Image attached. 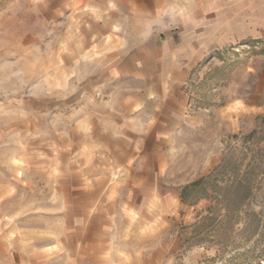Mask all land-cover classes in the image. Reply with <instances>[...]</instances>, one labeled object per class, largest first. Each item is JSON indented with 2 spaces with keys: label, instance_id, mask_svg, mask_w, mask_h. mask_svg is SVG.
Here are the masks:
<instances>
[{
  "label": "crops",
  "instance_id": "0c3cea01",
  "mask_svg": "<svg viewBox=\"0 0 264 264\" xmlns=\"http://www.w3.org/2000/svg\"><path fill=\"white\" fill-rule=\"evenodd\" d=\"M10 1L1 24L16 54L0 79L25 83L26 130L36 115L63 123L57 198L42 221L0 235V264H180V194L195 179L176 169L195 125L185 38L210 0ZM40 33L50 57L20 63L17 35L35 48Z\"/></svg>",
  "mask_w": 264,
  "mask_h": 264
},
{
  "label": "rangeland",
  "instance_id": "374dc122",
  "mask_svg": "<svg viewBox=\"0 0 264 264\" xmlns=\"http://www.w3.org/2000/svg\"><path fill=\"white\" fill-rule=\"evenodd\" d=\"M207 4L205 24L185 38L196 47L185 88L195 125L180 140L182 148V143L187 146L176 169L194 174L197 183L185 186L180 194L179 262L264 264V0ZM10 10L11 1L0 0L3 63L16 54L11 49L14 37L4 33L1 24L3 13L9 16ZM17 36L24 46L17 51L20 63L50 57L48 34L35 35L40 42L35 48L26 44L31 35ZM12 85L9 78L1 77L0 235L4 239L12 230H26L28 224L42 221L44 204L57 198L52 188L58 185L59 165L53 153L63 123L53 115L50 119L36 115V128L26 130V85L20 80L19 89L13 91Z\"/></svg>",
  "mask_w": 264,
  "mask_h": 264
},
{
  "label": "trees",
  "instance_id": "16d2710c",
  "mask_svg": "<svg viewBox=\"0 0 264 264\" xmlns=\"http://www.w3.org/2000/svg\"><path fill=\"white\" fill-rule=\"evenodd\" d=\"M199 182V181H198ZM197 183V181H195V182H192L191 183V185H195ZM184 190V189H183ZM182 193H183V191H182Z\"/></svg>",
  "mask_w": 264,
  "mask_h": 264
}]
</instances>
